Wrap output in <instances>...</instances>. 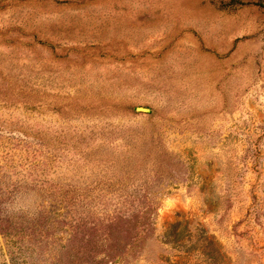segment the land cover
<instances>
[{"label":"rangeland","instance_id":"rangeland-1","mask_svg":"<svg viewBox=\"0 0 264 264\" xmlns=\"http://www.w3.org/2000/svg\"><path fill=\"white\" fill-rule=\"evenodd\" d=\"M0 264H264V0H0Z\"/></svg>","mask_w":264,"mask_h":264},{"label":"water","instance_id":"water-1","mask_svg":"<svg viewBox=\"0 0 264 264\" xmlns=\"http://www.w3.org/2000/svg\"><path fill=\"white\" fill-rule=\"evenodd\" d=\"M137 110L144 111V112L150 111L149 108H147V107H143V106H139V107H137Z\"/></svg>","mask_w":264,"mask_h":264}]
</instances>
